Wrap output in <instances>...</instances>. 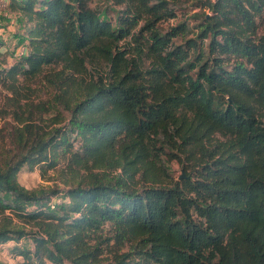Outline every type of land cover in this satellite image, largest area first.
I'll return each instance as SVG.
<instances>
[{"label": "trees", "instance_id": "16d2710c", "mask_svg": "<svg viewBox=\"0 0 264 264\" xmlns=\"http://www.w3.org/2000/svg\"><path fill=\"white\" fill-rule=\"evenodd\" d=\"M8 1L25 40L0 37V88L16 109L47 82L58 106L20 114L0 158L15 264H264V0H200L167 30L181 0ZM25 166L71 179L28 189Z\"/></svg>", "mask_w": 264, "mask_h": 264}, {"label": "rangeland", "instance_id": "374dc122", "mask_svg": "<svg viewBox=\"0 0 264 264\" xmlns=\"http://www.w3.org/2000/svg\"><path fill=\"white\" fill-rule=\"evenodd\" d=\"M181 1L182 5L178 11L177 18H172L159 23L163 30H167L171 26H174L182 21H186L190 24H195L197 22V18L193 13L200 11V0ZM96 2L107 3L105 0H98ZM24 32L25 31L18 14L11 12L7 14L5 10H1L0 37L5 39L6 45L11 52L15 51L17 47L22 45L21 43L23 42V39L25 40ZM178 40L179 39H176V41ZM33 89L35 91L31 101H23V104L20 105V108L15 109V106L13 105V103H15L14 94L0 88V158L5 153H7L8 149L11 147L10 143L13 138L14 129L20 124L18 116L20 114L25 115L31 105L40 104L43 106V108L45 107L46 110L52 109L48 114H46L44 108V117H46V119L53 118V116L56 115V110L58 111V106L56 105V96L51 85H49L47 82L39 81L34 85ZM59 111L61 113L62 109H59ZM166 165L170 174L176 180H181L187 175L181 163L176 159L166 160ZM70 177V171L63 168L58 170H50L46 175H43L39 168L30 169L28 166H25L18 175L19 182L28 189H39L41 187L47 188L56 186L60 189L66 188L67 181L71 179ZM15 222H19V220L15 219ZM17 224L21 225V223ZM26 229L35 230L36 228L31 225H27ZM107 229L108 226H106L103 232L104 237L106 238L111 236V233ZM114 243H116L115 240L111 239V244ZM12 245L13 243L10 246L12 247ZM25 245L32 246L30 241H28ZM25 245L23 244V246ZM8 247L9 246L0 245V264H15L21 259L20 257L13 256L12 251ZM107 255L108 253L106 256Z\"/></svg>", "mask_w": 264, "mask_h": 264}, {"label": "built area", "instance_id": "2783aa9c", "mask_svg": "<svg viewBox=\"0 0 264 264\" xmlns=\"http://www.w3.org/2000/svg\"><path fill=\"white\" fill-rule=\"evenodd\" d=\"M8 3H9L8 0H0V12H1V10H5V12H6L7 14H9ZM25 50H26L25 46H22V47L20 48V50H19V53H20V54H23V53L25 52ZM56 202H57V203H61L62 200H61L60 198H55V199H53L52 202H51V207H52V208L55 207Z\"/></svg>", "mask_w": 264, "mask_h": 264}, {"label": "crops", "instance_id": "0c3cea01", "mask_svg": "<svg viewBox=\"0 0 264 264\" xmlns=\"http://www.w3.org/2000/svg\"><path fill=\"white\" fill-rule=\"evenodd\" d=\"M5 40V39H4Z\"/></svg>", "mask_w": 264, "mask_h": 264}]
</instances>
